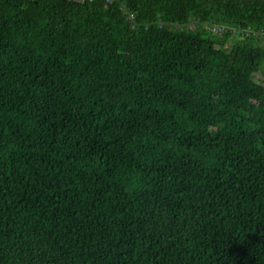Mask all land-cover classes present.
<instances>
[{
	"label": "trees",
	"instance_id": "16d2710c",
	"mask_svg": "<svg viewBox=\"0 0 264 264\" xmlns=\"http://www.w3.org/2000/svg\"><path fill=\"white\" fill-rule=\"evenodd\" d=\"M196 21L264 0H0V264H264V43Z\"/></svg>",
	"mask_w": 264,
	"mask_h": 264
},
{
	"label": "built area",
	"instance_id": "2783aa9c",
	"mask_svg": "<svg viewBox=\"0 0 264 264\" xmlns=\"http://www.w3.org/2000/svg\"><path fill=\"white\" fill-rule=\"evenodd\" d=\"M77 3H85L88 0H67ZM92 1V0H89ZM115 0H106L107 3H113ZM128 21L132 24L134 28H138V23L136 22V16L131 13L127 8H123ZM193 28H201L208 31L212 36L223 39L226 38L227 44L231 45L233 42L247 41L250 39L259 40L264 43V27L257 28L253 26H235L226 25L218 22H199L196 21L192 24Z\"/></svg>",
	"mask_w": 264,
	"mask_h": 264
}]
</instances>
